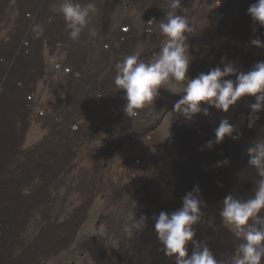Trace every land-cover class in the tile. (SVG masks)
Here are the masks:
<instances>
[{"label":"bare ground","instance_id":"1","mask_svg":"<svg viewBox=\"0 0 264 264\" xmlns=\"http://www.w3.org/2000/svg\"><path fill=\"white\" fill-rule=\"evenodd\" d=\"M231 16L167 142L110 103L67 158L0 160V264H231V218L263 237L264 4Z\"/></svg>","mask_w":264,"mask_h":264},{"label":"rangeland","instance_id":"2","mask_svg":"<svg viewBox=\"0 0 264 264\" xmlns=\"http://www.w3.org/2000/svg\"><path fill=\"white\" fill-rule=\"evenodd\" d=\"M9 1L0 0V153L5 156L0 160L43 158L52 162L91 143L88 138L100 120V115L94 114L103 112L110 103L119 105L120 110L114 124L151 133L158 144L170 140L178 132L179 113H186L185 105L198 87L201 91L204 64H213V56L223 55L217 37L221 30L226 33L225 20L232 14L234 19L239 15L249 17L264 4V0H225L223 8L208 17L206 10H212L206 1L150 0L156 14L164 7L169 11L166 23L159 22L156 27L157 56L151 64H132L137 54L118 52L103 60L98 49L79 48L71 54L72 64L68 65L80 73V79L72 80L48 75L42 64L43 39L50 30L62 28L70 0H50L40 16V32L28 36L23 10ZM104 12L102 7L87 9L81 28L103 24L100 18ZM139 21L142 24L141 17ZM23 36L32 41L33 51L28 58H20L17 52ZM121 72L133 77L132 87L123 85ZM99 95L104 99L100 100ZM29 97L31 106L27 104ZM123 102L131 105L132 118L122 112ZM71 133L76 137L66 138ZM235 218L225 225L233 245L231 264H264V214L256 227L261 238L252 235L253 227ZM86 231L91 230L87 227Z\"/></svg>","mask_w":264,"mask_h":264},{"label":"built area","instance_id":"3","mask_svg":"<svg viewBox=\"0 0 264 264\" xmlns=\"http://www.w3.org/2000/svg\"><path fill=\"white\" fill-rule=\"evenodd\" d=\"M181 0H176L178 3ZM198 4L208 2L210 9L218 12L224 6L225 0H196ZM18 10H23V16L28 22L26 35L38 34L40 32V16L43 9L50 4V0H11L10 2ZM82 3V4H81ZM150 0H70L66 21L60 26L62 28L52 29L43 39V62L45 72L59 78L79 80L80 73L68 65L71 54L82 48L84 51H93L96 48L103 54V60L114 53L137 54L138 59L132 64H151L156 58V45L158 43L157 25L159 22L166 23L168 19V8L161 9L156 14L151 7ZM222 7L213 9V6ZM112 6V11L108 8ZM102 7L105 12L100 18L103 24L98 26H87L82 29L81 22L87 9ZM44 14V13H43ZM142 19V24L139 19ZM25 28V27H24ZM24 37V36H23ZM94 47V48H93ZM33 51L32 41L26 37L21 40L18 47V56L21 58L30 57ZM106 56V57H105ZM5 63V62H2ZM6 64V63H5ZM122 83L126 88L134 84L133 77L126 72H121ZM100 100L104 98L97 96ZM27 104L31 106L32 98H27ZM36 99V98H35ZM122 112L128 117L134 116L129 112L126 102L121 103ZM121 108V107H120ZM128 117V118H129ZM72 130H76L73 127Z\"/></svg>","mask_w":264,"mask_h":264}]
</instances>
